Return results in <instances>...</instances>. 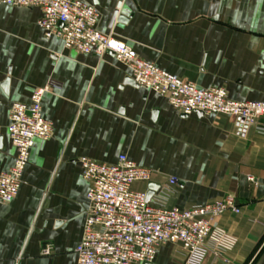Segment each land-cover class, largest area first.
I'll list each match as a JSON object with an SVG mask.
<instances>
[{
  "label": "crops",
  "instance_id": "0c3cea01",
  "mask_svg": "<svg viewBox=\"0 0 264 264\" xmlns=\"http://www.w3.org/2000/svg\"><path fill=\"white\" fill-rule=\"evenodd\" d=\"M82 1L97 8L101 32L142 60L197 87L224 88L230 99L264 101V0ZM40 15L0 5V173L16 153L6 130L13 102L27 104L47 85L42 114L52 123L50 136L30 149L17 195L0 201V264H78L88 208L79 158L113 164L120 154L149 168L156 190L176 178L168 207L235 199L239 211L213 221L203 264H264V117L246 124L182 114L125 81L129 69L112 53H78L45 38ZM184 259L179 245L165 243L153 263Z\"/></svg>",
  "mask_w": 264,
  "mask_h": 264
},
{
  "label": "built area",
  "instance_id": "2783aa9c",
  "mask_svg": "<svg viewBox=\"0 0 264 264\" xmlns=\"http://www.w3.org/2000/svg\"><path fill=\"white\" fill-rule=\"evenodd\" d=\"M35 7L41 12L37 25L44 37H58L64 48L78 53H112L124 64L141 88L166 98L182 114L194 112L231 116L243 123L264 117V101L233 100L224 88H200L191 82L142 60L127 43L101 32L97 8L82 0H0V5ZM49 87L35 89L29 103L13 102L9 107L8 137L15 147L12 166L0 173V201L10 202L18 193L23 171L35 140L46 139L52 123L42 114V98ZM264 131V125L258 127ZM82 176L88 184L87 213L80 241L74 253L78 264H145L155 260L160 245H179L184 264H203L206 240L213 221L226 211L238 212L232 196H225L190 208L168 207L166 196L176 183L170 177L164 190L147 198L152 172L120 154L113 164L89 157L79 158ZM247 180L256 185V180ZM47 250H44L46 253Z\"/></svg>",
  "mask_w": 264,
  "mask_h": 264
},
{
  "label": "water",
  "instance_id": "95a60500",
  "mask_svg": "<svg viewBox=\"0 0 264 264\" xmlns=\"http://www.w3.org/2000/svg\"><path fill=\"white\" fill-rule=\"evenodd\" d=\"M115 18H116V12H114V13H113V16H112V19H113V20H114ZM120 19H123V18L120 17ZM125 81H127V82H131V83H134L135 85H137V84L133 81V79H131V78L126 79ZM199 114H201V112H199ZM148 188H149V191L147 192V198H149V197L152 195V193L156 190L157 186H156V184H154V183H149V184H148ZM145 264H156V263H153V262H147V263H145Z\"/></svg>",
  "mask_w": 264,
  "mask_h": 264
}]
</instances>
